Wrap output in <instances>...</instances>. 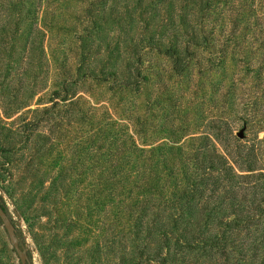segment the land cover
<instances>
[{"label":"rangeland","instance_id":"rangeland-1","mask_svg":"<svg viewBox=\"0 0 264 264\" xmlns=\"http://www.w3.org/2000/svg\"><path fill=\"white\" fill-rule=\"evenodd\" d=\"M33 1L31 15L0 11L7 36L20 25L0 49V194L28 264H264V250L246 252L244 233L221 253L190 237L166 241L162 222L140 234L100 182L119 171L111 162L140 174L161 154L175 159L164 172L173 183L186 156L170 147L187 151L209 135L231 155L264 138V0ZM237 181L217 200L228 221L256 199ZM177 216L166 214L169 231ZM199 219L189 220L196 236ZM0 264H22L1 220Z\"/></svg>","mask_w":264,"mask_h":264},{"label":"trees","instance_id":"trees-1","mask_svg":"<svg viewBox=\"0 0 264 264\" xmlns=\"http://www.w3.org/2000/svg\"><path fill=\"white\" fill-rule=\"evenodd\" d=\"M33 8V0H0V11L4 13L5 17L21 16L23 13L31 15L34 14ZM19 29L18 21H15L12 30L9 29L11 37L7 36L8 28L0 26V49L2 47L4 50L6 43L15 41L16 38L13 37L14 34L19 33ZM255 125L256 122L246 117V128L251 130ZM260 130L264 131V126ZM235 140L236 143L241 142V139ZM195 141L196 144L190 146L187 151H184L183 147H170V151H178L181 158L186 156L184 157L186 158L185 163L182 161V168L177 172L173 183H170L169 178H167L173 174L170 173L165 177L164 172L170 167H176L175 159L174 161L169 160V158L160 159L161 154L159 157L147 158L146 165L149 163V166L145 167L140 174L130 175L122 170V165L131 168V162L109 163L110 169L115 171L119 168V171L104 174L103 178L100 179L104 190L108 191L107 196L110 197L115 191L118 192L121 210H127L128 216L138 223L137 228L140 234L145 231L143 227L146 224L147 228H150L154 223L162 222L156 226L160 227L158 235L165 236L166 241L184 238L179 243L185 244L188 243L187 237H190L199 246L206 247V250L211 249L215 253L214 250L216 249L218 250L216 253H221L227 248V244L231 240H236L241 233H244L246 235V252L253 251L259 254L258 252L264 250V138H258L257 142L253 141L250 144L237 145V149L231 155L220 154L217 147L212 144L209 135L197 137ZM163 150L165 148L161 146L153 147L146 153H161ZM139 151L144 152V149L132 146L130 150L132 153ZM260 165L263 168L256 170ZM244 168H246V176L239 175L237 170ZM158 169L160 170L158 171ZM258 170L259 172L255 173ZM153 171L155 178L152 181ZM245 178L246 187L254 192L256 199L252 201L250 206L246 207L245 217L234 213L232 214L234 219L228 221L226 217H221L223 209L219 207L217 200L221 198V192L224 190H230L234 193L235 188L241 186L237 180ZM185 184L188 185L185 186ZM133 190H138L137 194ZM207 191L210 192L209 195H206ZM199 193L202 195L198 198L200 202L198 206L200 207H197L193 199ZM159 201L164 202V204H159ZM0 203L8 213L6 202L1 194ZM196 208H199L197 213H195ZM169 210L177 212L179 219L178 222L173 220L169 222L170 227H172L170 231L164 221ZM159 213L162 216L161 219L148 221L150 217L160 218ZM185 213H187L188 218L183 220ZM175 215L176 213H172L167 216L172 219ZM197 215H199L200 222L196 223V229H199L196 236L192 232L189 220L195 219ZM202 216H206V218ZM214 219L219 220L220 225L211 228L209 222L215 225ZM201 224H206L210 228L208 232L200 231ZM209 233L212 234L210 238L202 237Z\"/></svg>","mask_w":264,"mask_h":264},{"label":"water","instance_id":"water-1","mask_svg":"<svg viewBox=\"0 0 264 264\" xmlns=\"http://www.w3.org/2000/svg\"><path fill=\"white\" fill-rule=\"evenodd\" d=\"M239 138L243 139L244 138V134L243 132H241L238 135ZM0 219L2 220V222L5 225V229L8 232V235L10 237V241L12 243V245L14 246L15 251L17 252V254L20 256L21 258V262L22 264H28V256L23 252V250L21 249L19 240L16 236V233L14 232V226L12 221L10 220L8 213L4 210V208L2 207L1 203H0Z\"/></svg>","mask_w":264,"mask_h":264}]
</instances>
